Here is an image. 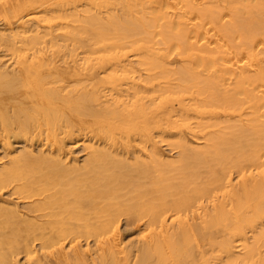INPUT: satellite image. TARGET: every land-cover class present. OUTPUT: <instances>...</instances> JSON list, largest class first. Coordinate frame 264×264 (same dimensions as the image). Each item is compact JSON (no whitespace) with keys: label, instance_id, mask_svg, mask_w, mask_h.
Wrapping results in <instances>:
<instances>
[{"label":"bare ground","instance_id":"6f19581e","mask_svg":"<svg viewBox=\"0 0 264 264\" xmlns=\"http://www.w3.org/2000/svg\"><path fill=\"white\" fill-rule=\"evenodd\" d=\"M0 147V264H264V0H0Z\"/></svg>","mask_w":264,"mask_h":264},{"label":"rangeland","instance_id":"374dc122","mask_svg":"<svg viewBox=\"0 0 264 264\" xmlns=\"http://www.w3.org/2000/svg\"><path fill=\"white\" fill-rule=\"evenodd\" d=\"M19 144V145H18ZM18 144H16V147L17 148H19V149H21L23 146V143L21 144V143H18ZM79 146L77 145L76 147H75V149L76 148H78ZM0 149H1V147H0ZM79 149V148H78ZM78 149H76V151L78 150ZM2 151H3V149H1L0 150V155L2 154ZM78 152V151H77ZM79 153H80V155H81V152H78V155H79ZM83 157L84 156H80L79 157V159L80 160H82L83 159ZM5 191V190H4ZM3 191V192H4ZM5 196H7V193H5V195L3 196V197H5ZM1 229V228H0ZM1 230H4V229H1ZM121 230H122V236L123 237H125L124 239V241H126V242H130L131 240H134V238H136V236H137V232H135L136 231V228H135V226H133V225H131V224H127L126 223V220L125 219H123L122 221H121ZM81 239V242H85V239L82 237V238H80ZM135 243H137V242H135ZM91 244H92V242H91ZM19 257V262L21 263L22 261H24L23 259V257H22V255H19L18 256Z\"/></svg>","mask_w":264,"mask_h":264}]
</instances>
